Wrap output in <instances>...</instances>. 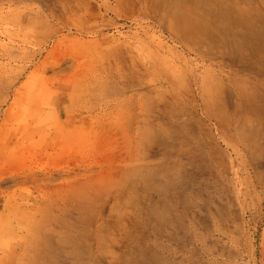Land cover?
I'll use <instances>...</instances> for the list:
<instances>
[{
	"label": "rangeland",
	"instance_id": "rangeland-1",
	"mask_svg": "<svg viewBox=\"0 0 264 264\" xmlns=\"http://www.w3.org/2000/svg\"><path fill=\"white\" fill-rule=\"evenodd\" d=\"M0 264H264V0H0Z\"/></svg>",
	"mask_w": 264,
	"mask_h": 264
}]
</instances>
